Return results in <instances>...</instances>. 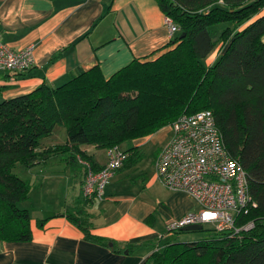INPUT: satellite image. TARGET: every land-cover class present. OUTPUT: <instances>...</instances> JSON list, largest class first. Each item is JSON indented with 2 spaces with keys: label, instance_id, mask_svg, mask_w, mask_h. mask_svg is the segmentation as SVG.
<instances>
[{
  "label": "trees",
  "instance_id": "16d2710c",
  "mask_svg": "<svg viewBox=\"0 0 264 264\" xmlns=\"http://www.w3.org/2000/svg\"><path fill=\"white\" fill-rule=\"evenodd\" d=\"M156 2L178 31L169 43L173 47L155 59L132 60L109 78L95 66L59 86L43 83L12 98L2 99L0 86L1 241L31 238L30 213L20 205L30 184L14 172L18 164L30 168L65 154L69 163L81 158L99 170L82 145L120 146L181 114L206 109L229 155L244 169L254 205L236 215L232 229L210 226L212 234L203 238L173 239L143 264H264V0ZM219 42L222 53L205 65ZM57 125L65 129V142L41 148L40 140ZM125 151L124 163L141 159L136 147ZM63 214L85 238L116 245L91 233L88 214L77 202Z\"/></svg>",
  "mask_w": 264,
  "mask_h": 264
},
{
  "label": "crops",
  "instance_id": "0c3cea01",
  "mask_svg": "<svg viewBox=\"0 0 264 264\" xmlns=\"http://www.w3.org/2000/svg\"><path fill=\"white\" fill-rule=\"evenodd\" d=\"M165 18L156 0H0V41L14 50L34 47L29 69L0 70L2 99L28 93L43 83L59 86L95 66L109 78L132 60L155 59L173 47L169 43L175 34L169 35ZM222 51L219 42L205 65H211ZM172 123L126 141L123 149L136 147L141 159L124 163L101 199L82 195L81 158L72 164L65 154H57L24 168L30 190L21 203L24 206L20 205L29 210L31 238L0 240V264H143L153 251L172 241L174 233L167 231V223L199 208L186 192L165 187L156 176L154 160L172 136ZM65 139L66 132L51 145ZM148 144L153 150L143 147ZM81 150L93 163L105 164V149L82 145ZM54 157L60 159L57 164L50 162ZM65 186L66 194L61 192L65 199H58L49 211L39 206L37 202L52 201L55 191ZM76 202L88 214L91 233L116 245L85 238L66 218V206ZM129 244L139 245L129 251Z\"/></svg>",
  "mask_w": 264,
  "mask_h": 264
},
{
  "label": "built area",
  "instance_id": "2783aa9c",
  "mask_svg": "<svg viewBox=\"0 0 264 264\" xmlns=\"http://www.w3.org/2000/svg\"><path fill=\"white\" fill-rule=\"evenodd\" d=\"M168 33L173 36L178 27L165 18ZM33 45L12 49L0 41V70L23 72L33 62ZM172 136L154 160L157 179L171 190H181L199 205L180 219L170 220L166 229L177 232L190 224H211L218 231L230 230L235 217L254 205L249 194L247 175L241 165L225 148L213 113L200 110L181 114L171 124ZM106 162L94 170L87 161L82 195L86 199H101L112 175L120 169L127 157L118 145L106 148Z\"/></svg>",
  "mask_w": 264,
  "mask_h": 264
},
{
  "label": "rangeland",
  "instance_id": "374dc122",
  "mask_svg": "<svg viewBox=\"0 0 264 264\" xmlns=\"http://www.w3.org/2000/svg\"><path fill=\"white\" fill-rule=\"evenodd\" d=\"M64 132H65V129H64V127L63 126H61V125H57L56 127H55V129L53 130V133L50 135V136H48V137H43L41 140H40V146H49V145H51V144H53V143H57L56 141H59L60 140V138H61V136L62 135H64ZM46 143H47V145H46ZM127 144L128 143H126V142H123L120 146L123 148V147H126L127 146ZM144 148H147V149H149L150 151L151 150H153V148H151L150 147V145L148 144V147H145V146H143ZM147 154H148V156L147 157H149V152H147ZM57 156V155H56ZM68 156V155H67ZM66 156V157H67ZM56 157H54L52 160H50V162L52 161V162H55L56 164L59 162V161H57V160H60V159H58V157H57V159H55ZM156 158V157H155ZM49 159V158H48ZM147 159V158H146ZM146 163H147V160H146ZM59 165V164H58ZM62 165V164H61ZM69 168H68V170L67 171H71V169H70V166H68ZM152 168V167H151ZM24 170H26V169H24V167L22 166V165H20V164H18L17 165V167H15L14 168V172L17 174V175H19L20 177H22L23 179H25L26 177H25V173H24ZM151 171V170H150ZM57 181H58V179H57ZM56 181V182H57ZM56 184V183H55ZM65 190L67 191V189H66V186H65V188L64 187H60V189H57L56 191H55V193H54V195H53V198H52V201H50V202H48V201H43V200H41L40 202H37V203H39V206L42 208V209H44V210H46V211H49V209L51 208V206L53 207V203L54 204H56L57 203V201H58V199H60V201L61 200H63V199H65L64 198V196H62V193L61 192H64L65 194H66V192H65ZM54 192V191H53ZM34 193V192H33ZM35 195L36 194H33V195H31V197L33 198V197H35ZM50 200V199H49ZM67 200H69V199H67ZM56 202V203H55ZM23 204V203H22ZM21 204V205H22ZM58 204V203H57ZM67 204V203H66ZM66 204H61L60 205V207H63V205H66ZM68 205H70V204H68ZM22 206H24V205H22ZM56 206V205H55ZM65 207V206H64ZM63 207V208H64ZM67 207V206H66ZM210 225L211 224H204L203 225V231H188V232H179V233H174V239H177V240H180V241H194V240H197L198 239V237L200 236L201 238H203V237H205L206 235H209V234H212L210 231H207L209 228H210ZM211 229V228H210ZM182 239V240H181Z\"/></svg>",
  "mask_w": 264,
  "mask_h": 264
},
{
  "label": "water",
  "instance_id": "95a60500",
  "mask_svg": "<svg viewBox=\"0 0 264 264\" xmlns=\"http://www.w3.org/2000/svg\"><path fill=\"white\" fill-rule=\"evenodd\" d=\"M184 36H185V33L183 32L179 35V38L182 39ZM202 229H203L202 224L198 223V224L187 225L182 228V231H200Z\"/></svg>",
  "mask_w": 264,
  "mask_h": 264
}]
</instances>
